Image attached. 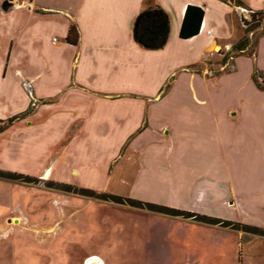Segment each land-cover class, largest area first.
<instances>
[{
	"label": "crops",
	"instance_id": "1",
	"mask_svg": "<svg viewBox=\"0 0 264 264\" xmlns=\"http://www.w3.org/2000/svg\"><path fill=\"white\" fill-rule=\"evenodd\" d=\"M239 1L244 7L229 0H0V121L18 117L0 132V160L26 164L19 169L1 162L0 169L68 184L63 175L68 169L76 174L73 157L88 146L114 142L119 146L108 163V175L124 160L133 177L119 168V183L125 179L131 188L166 194L170 189L150 187L149 177L168 181V160L196 151L198 131L193 128L201 111L213 116L215 140L225 156L244 154L255 141L256 149L264 151L262 126L244 122V105L229 104L222 115L215 114L217 106L205 105L204 91H210L212 82L201 75L209 68L199 67H223L228 59H233V69L216 79L237 75L245 61L250 89L264 95L257 85L264 86V35L254 47L250 42L240 54L230 53L245 35L242 12L263 10L264 0ZM189 5L204 15L198 34L184 40L180 29ZM151 6H159L170 21L168 40L160 50L138 45L132 35L137 16ZM71 25L78 32L75 45L65 40ZM175 94L186 95L191 104L170 102ZM222 121L233 129L223 132ZM249 127L251 132H246ZM248 134L260 139L253 141ZM172 170L180 178L182 170ZM197 180L210 185L204 201L213 193L225 208L244 200L227 183L205 176ZM180 183L167 197L185 196L184 177ZM249 197L264 209V194ZM92 261L103 264L96 257L85 264Z\"/></svg>",
	"mask_w": 264,
	"mask_h": 264
},
{
	"label": "rangeland",
	"instance_id": "2",
	"mask_svg": "<svg viewBox=\"0 0 264 264\" xmlns=\"http://www.w3.org/2000/svg\"><path fill=\"white\" fill-rule=\"evenodd\" d=\"M242 15L252 20L249 12ZM263 33L264 15L260 27L248 35L252 47ZM233 62L228 59L223 67L215 63L200 65V69L209 68L201 75L212 82L210 91H204L205 105L217 106V115L224 114L229 104L244 105V122L251 126L258 121L264 131V95L250 89L248 64L241 61L237 75L216 79L220 73L231 71ZM199 85L203 89L201 81ZM170 99L172 103L175 100L174 104H191L182 94ZM213 119L200 112L197 129L193 128L198 131L197 149L188 150L183 158L168 160V181L149 177L148 185L170 189L166 194L131 188L125 179L119 183V168L133 177L124 160L109 176L107 166L119 146L114 142L88 146L83 154L73 157L76 174L68 169L63 175L69 185L0 169L6 174V178H0V214L8 211L0 217V264H85L91 257L103 264H264V237L244 232V226L264 228V209L249 199L250 194L253 198L264 194V151L256 149L255 141L260 138L248 134L255 143L247 144V152L225 156L215 140ZM223 121L219 124L223 132L233 129L232 124L227 126ZM246 132H251V127ZM3 162L19 169L26 166L15 160H0ZM174 168L182 170L180 178ZM203 176L227 183L235 196L242 194V204L225 208L218 204L215 193L204 201L210 185L197 180ZM183 177L187 185L185 196L179 197L182 201L176 196L167 197L176 191ZM191 182L194 184L188 185ZM108 196L119 197L121 202L105 200ZM157 206L187 214L158 213Z\"/></svg>",
	"mask_w": 264,
	"mask_h": 264
},
{
	"label": "trees",
	"instance_id": "3",
	"mask_svg": "<svg viewBox=\"0 0 264 264\" xmlns=\"http://www.w3.org/2000/svg\"><path fill=\"white\" fill-rule=\"evenodd\" d=\"M233 2L236 6L244 7V4L239 0H229ZM204 12L201 8L197 6H187L184 20L180 29V38L181 39H189L196 36L199 32L200 25L203 19ZM264 15L263 10H257L251 12V21L242 20L244 25V36L236 42L230 50V53L240 54L244 51L250 43L249 34L255 31L261 25V20ZM170 33V21L168 19L167 14L159 7V6H151L147 9L143 10L136 18L132 35L134 41L149 50H160L162 49L168 40V36ZM264 35V33H263ZM66 42L75 45L78 40V32L75 25H71L68 35L66 37ZM261 90H264V86L257 84ZM31 109L28 108V111L23 114L25 116L28 114ZM18 117H12L6 121H0V132L7 129L12 122L17 119ZM5 173L0 171V178H6ZM75 188V187H74ZM105 200L112 199L116 200L114 202L120 203L121 199L119 197H104ZM147 206L152 207V205L147 204ZM154 206V205H153ZM156 212L162 214H168L172 216H181L187 214L183 211L164 207V206H157ZM215 223H220L219 219H213ZM244 232L260 235L264 237V229L259 227H251V226H244Z\"/></svg>",
	"mask_w": 264,
	"mask_h": 264
},
{
	"label": "built area",
	"instance_id": "4",
	"mask_svg": "<svg viewBox=\"0 0 264 264\" xmlns=\"http://www.w3.org/2000/svg\"><path fill=\"white\" fill-rule=\"evenodd\" d=\"M54 40H55V39H54ZM29 96H30L31 98H33L32 93H30V92H29Z\"/></svg>",
	"mask_w": 264,
	"mask_h": 264
},
{
	"label": "bare ground",
	"instance_id": "5",
	"mask_svg": "<svg viewBox=\"0 0 264 264\" xmlns=\"http://www.w3.org/2000/svg\"><path fill=\"white\" fill-rule=\"evenodd\" d=\"M216 50V49H215ZM94 262H91V263H89V264H93Z\"/></svg>",
	"mask_w": 264,
	"mask_h": 264
},
{
	"label": "water",
	"instance_id": "6",
	"mask_svg": "<svg viewBox=\"0 0 264 264\" xmlns=\"http://www.w3.org/2000/svg\"><path fill=\"white\" fill-rule=\"evenodd\" d=\"M93 264H96V263H93Z\"/></svg>",
	"mask_w": 264,
	"mask_h": 264
}]
</instances>
